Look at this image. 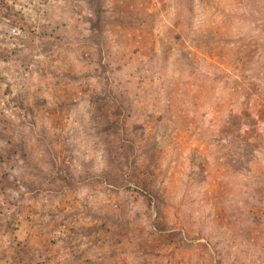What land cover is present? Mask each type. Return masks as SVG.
<instances>
[{"label":"rangeland","instance_id":"374dc122","mask_svg":"<svg viewBox=\"0 0 264 264\" xmlns=\"http://www.w3.org/2000/svg\"><path fill=\"white\" fill-rule=\"evenodd\" d=\"M0 264H264V0H0Z\"/></svg>","mask_w":264,"mask_h":264},{"label":"trees","instance_id":"16d2710c","mask_svg":"<svg viewBox=\"0 0 264 264\" xmlns=\"http://www.w3.org/2000/svg\"><path fill=\"white\" fill-rule=\"evenodd\" d=\"M140 193H143V195H145V196H150L149 194H147V192H145L144 190H138Z\"/></svg>","mask_w":264,"mask_h":264}]
</instances>
